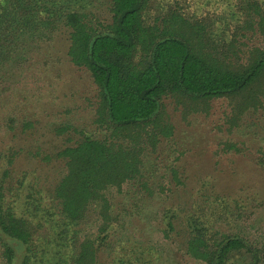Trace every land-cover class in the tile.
<instances>
[{
	"label": "trees",
	"instance_id": "1",
	"mask_svg": "<svg viewBox=\"0 0 264 264\" xmlns=\"http://www.w3.org/2000/svg\"><path fill=\"white\" fill-rule=\"evenodd\" d=\"M214 1L200 0L201 12L186 13L176 0L161 8L155 0H107V15L98 18L80 9V0H0V264H99L97 252L116 218L113 192L129 186L153 191L142 164L172 134L164 98L227 96L234 114L259 104L264 0H218V8L206 7ZM59 27L67 59L86 69L93 84L88 131L68 119L43 126L40 114L25 110L29 96L23 90L16 104L10 100L16 71L24 76L26 52ZM49 168L55 170L51 178ZM25 186V204L38 205L32 193L38 186L47 198L43 205L54 201L60 214L50 256L34 250V225L15 211ZM205 222L187 219L185 233L180 229L183 251L194 261L264 264V243L235 233L216 238ZM80 224H87L82 232ZM91 225L94 233L87 231ZM64 251L68 257H51Z\"/></svg>",
	"mask_w": 264,
	"mask_h": 264
},
{
	"label": "rangeland",
	"instance_id": "2",
	"mask_svg": "<svg viewBox=\"0 0 264 264\" xmlns=\"http://www.w3.org/2000/svg\"><path fill=\"white\" fill-rule=\"evenodd\" d=\"M163 2L166 0H155L154 4L161 8ZM176 2L183 4L186 13L204 9L200 0ZM215 3L221 5L215 0L206 7H217ZM80 4L91 17L107 15V0H80ZM65 34L59 27L48 31L46 38L35 40L21 63L24 76L18 78L16 71L13 78L10 100L16 104L23 90L29 96L24 99L25 110L40 114L43 126H51L55 119H68L88 131L93 129V84L86 69L76 68L67 59ZM259 99L254 107L248 105L234 114V101L227 96L201 102L178 96L164 98L172 134L159 140L142 164L143 178L153 191L146 194L129 186L113 192L111 208L116 218L97 252L99 264H201L183 251L186 221L196 217L207 220L208 233L216 238L235 233L264 243V167L260 164L264 160V89ZM53 174L55 170L49 168L47 178ZM36 188L32 193L38 205L25 204V186L18 191L15 211L29 215L34 225V250L42 248L44 255L50 256L52 238H57L62 222L55 202L44 206L47 198L41 187ZM167 220L173 228H168ZM86 225L76 229L82 232ZM164 229L168 231L164 233ZM87 231L94 233V226H87ZM67 254L64 251L51 257Z\"/></svg>",
	"mask_w": 264,
	"mask_h": 264
}]
</instances>
